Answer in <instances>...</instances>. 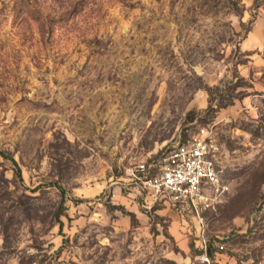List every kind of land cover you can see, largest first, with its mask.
<instances>
[{
    "label": "rangeland",
    "instance_id": "rangeland-1",
    "mask_svg": "<svg viewBox=\"0 0 264 264\" xmlns=\"http://www.w3.org/2000/svg\"><path fill=\"white\" fill-rule=\"evenodd\" d=\"M199 127L228 185L201 219L131 175ZM0 153V264H255L264 0H0Z\"/></svg>",
    "mask_w": 264,
    "mask_h": 264
},
{
    "label": "built area",
    "instance_id": "built-area-1",
    "mask_svg": "<svg viewBox=\"0 0 264 264\" xmlns=\"http://www.w3.org/2000/svg\"><path fill=\"white\" fill-rule=\"evenodd\" d=\"M219 155V144L207 128L199 127L164 154L158 165L139 163L131 175L150 202L163 201L201 219L228 190L218 168ZM201 248L206 249L204 240ZM255 264H264V253Z\"/></svg>",
    "mask_w": 264,
    "mask_h": 264
},
{
    "label": "trees",
    "instance_id": "trees-1",
    "mask_svg": "<svg viewBox=\"0 0 264 264\" xmlns=\"http://www.w3.org/2000/svg\"><path fill=\"white\" fill-rule=\"evenodd\" d=\"M0 155H2L6 159H10V161L12 162L13 167H14V173H15V175L20 178L21 177V172H20V168L17 165V162L13 158H8L7 156H5L2 153H0ZM201 251L202 252H205L207 256H212V254H213V250H212L211 246L209 244H207V243H206V249L203 250L201 248Z\"/></svg>",
    "mask_w": 264,
    "mask_h": 264
}]
</instances>
